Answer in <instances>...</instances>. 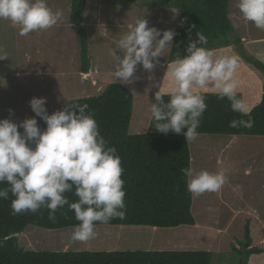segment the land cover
<instances>
[{
	"label": "rangeland",
	"instance_id": "rangeland-1",
	"mask_svg": "<svg viewBox=\"0 0 264 264\" xmlns=\"http://www.w3.org/2000/svg\"><path fill=\"white\" fill-rule=\"evenodd\" d=\"M154 1L87 0L89 8L84 24L90 57L88 73L84 72L81 60L79 31L70 23L72 0H47L53 11H63V21L46 31L20 36L18 25L0 19V47L9 56L0 60V119L9 118L19 123L34 116L29 103L33 97H46V108L51 114L73 99L100 95L109 84L122 83L114 77L113 51L119 38L138 17H144L148 26L161 30V34L164 30L175 32L179 12L174 13V8L159 10L153 5ZM100 4L103 11H98ZM236 5L237 0H232L230 14L236 29L234 35L239 34L245 48L258 57L256 43L259 39L264 41V30L245 21ZM170 47L165 50L167 55ZM217 52L239 58L241 70L236 77L241 75L239 89L244 90L239 91L251 109L256 103L254 95L263 93L259 90L261 78L244 62L235 45ZM117 54L122 55L119 50ZM164 58L165 55L159 58V64L151 72L138 65L135 74L138 78L123 83L134 95L131 134L149 129L150 105L155 102V92L166 72V66L162 65ZM167 85L164 91L172 82ZM37 121L42 130L46 128L42 118L37 117ZM260 138L198 134L197 139L189 143L191 167L226 176V182L218 191L193 196L195 225H95L97 235L83 242L71 239L75 226L47 229L29 225L20 234V245L30 251L206 250L213 253L212 264H239L241 255L237 249L242 248L243 242L248 246L246 223L250 219H264V173L259 172L264 171V139L260 141ZM249 224L251 236L261 241L264 224Z\"/></svg>",
	"mask_w": 264,
	"mask_h": 264
},
{
	"label": "clouds",
	"instance_id": "clouds-1",
	"mask_svg": "<svg viewBox=\"0 0 264 264\" xmlns=\"http://www.w3.org/2000/svg\"><path fill=\"white\" fill-rule=\"evenodd\" d=\"M236 6L245 21L264 30V0H237ZM0 19L18 25L19 35L27 36L61 23L63 11H53L47 0H0ZM174 36V31L164 30L161 34L156 27H149L144 17H138L115 45V80L133 82L138 78L135 75L138 65L148 72L154 70ZM197 37L190 39L187 55L167 62L164 77L171 80L172 86L163 91L160 85L149 109L158 132L183 133L187 143L198 137L197 129L208 107L204 94L208 90L221 100L227 99L233 112L241 116L250 113L247 101L239 95L240 82L236 78L239 58L218 56L202 46L208 42L203 33L198 31ZM7 58V52L0 47V60ZM258 59L264 62V57ZM165 96L169 97L167 101ZM29 103L34 116L19 123L0 119V184L9 185L0 188V199H7L11 193L14 215L36 214L46 208L50 220H55L57 210L67 205L79 222L71 239L82 242L92 239L97 235V222L108 223L125 216L121 157L101 134L87 104L71 102L49 114L46 97H33ZM37 117L46 123L45 129H41ZM240 126L250 128L253 121L230 122V127ZM181 171L187 190L194 197L218 191L226 182L223 173L196 171L191 165ZM73 189L78 200L69 202L65 194Z\"/></svg>",
	"mask_w": 264,
	"mask_h": 264
},
{
	"label": "trees",
	"instance_id": "trees-1",
	"mask_svg": "<svg viewBox=\"0 0 264 264\" xmlns=\"http://www.w3.org/2000/svg\"><path fill=\"white\" fill-rule=\"evenodd\" d=\"M232 0H155L154 6L179 10L175 36L169 52V61L187 55L191 40H197L200 31L207 37L210 50L235 45L241 58L262 80V98L250 109L249 116L233 112L227 99L221 100L211 91H206L208 105L204 112L198 134L251 135L264 137V62L244 45L236 32L230 14ZM87 0H72L70 23L79 31L81 60L84 72L90 65L88 39L85 32L84 12ZM239 95L243 97L242 92ZM165 101L169 99L164 97ZM87 104L88 111L98 122L101 134L110 146H115L121 157L125 180V216L108 223L96 225H141L152 227H176L195 225L192 212L193 195L188 192L186 177L181 169L191 165V151L183 133L158 132L151 118L149 129L131 134L129 127L133 113V92L123 83L109 84L100 95L73 99L69 103ZM68 103V104H69ZM253 121V126L230 127L233 120ZM22 132L23 129H20ZM186 131V129H185ZM9 185L0 184V188ZM69 202L78 197L73 192L65 194ZM9 193L0 199V264H212L213 253L206 250H111V251H30L20 245V234L29 225L47 229H62L76 226L74 210L67 205L58 209L56 219L48 218V210L38 213L14 215ZM245 247L237 249L241 255L239 264H248L252 253L262 248L252 245L249 222L245 225ZM264 264V263H263Z\"/></svg>",
	"mask_w": 264,
	"mask_h": 264
},
{
	"label": "crops",
	"instance_id": "crops-1",
	"mask_svg": "<svg viewBox=\"0 0 264 264\" xmlns=\"http://www.w3.org/2000/svg\"><path fill=\"white\" fill-rule=\"evenodd\" d=\"M95 2H98V1H95ZM99 3V2H98ZM103 3V2H102ZM101 3V4H102ZM99 5V9H98V11L100 10V11H103L102 10V8H104V7H102V5ZM88 8H89V4L87 3V7H86V9H85V12H84V20L86 21V19H87V12H88ZM166 8H169V9H171L170 7H158V9L159 10H165ZM165 19V18H164ZM165 22H166V20H165ZM83 24H84V21H83ZM89 24H87V26H88ZM86 26V27H87ZM73 27V26H72ZM84 27H85V24H84ZM86 29V28H85ZM262 42V43H261ZM256 46H257V48H259L258 49V52H259V54H257L259 57H264V41H262V39H259L258 41H257V43H256ZM226 48H229V47H226ZM226 48H219V49H215V50H212L216 55H218L219 56V54H218V52L217 51H219V50H222V49H226ZM167 50V49H166ZM169 61V54L167 55H165V58L162 60V65H164V66H166L167 67V64H166V62H168ZM161 69H164L163 67L161 68ZM241 70V67L240 66H238V69H237V72L236 73H238L239 71ZM164 75H165V73H164ZM164 75H163V83H162V85H161V90H165V89H167L168 88V85L167 84H170V79L169 78H166V77H164ZM249 76H247V78H248ZM239 81L241 80V75H240V77H236ZM246 78V79H247ZM252 78V80L255 82V78H253V77H251ZM241 84V83H240ZM239 84V85H240ZM253 84H251L250 86H252ZM251 89H252V87H251ZM239 90H241V89H239ZM259 90L260 91H262L263 92V89H262V83H261V85H260V82H259ZM208 91H210V90H208ZM241 91H244V90H241ZM240 92V91H239ZM261 98H262V95H261V93H259V94H257V95H254V101H256V103H255V105L256 104H258L259 102H260V100H261ZM244 99H245V97H244ZM254 105V106H255ZM261 138H260V141H262L264 138H262L263 136H260ZM256 171V170H255ZM256 172H258V171H256ZM259 172H262V173H264V171L263 170H260ZM251 174H253V172L251 173ZM242 190V189H241ZM257 216H260L259 214H257ZM249 222H257V223H261V224H264V219H258V218H255L254 220L253 219H250V220H248ZM253 238H252V245L253 246H258V247H260V248H262L263 249V251L262 252H260V253H252L251 255H250V257H249V260H248V264H263L264 263V236L260 239L261 241H259L258 240V242H257V240H256V238L254 237V235L252 236ZM257 238H259V237H257ZM253 239H254V242H253Z\"/></svg>",
	"mask_w": 264,
	"mask_h": 264
}]
</instances>
